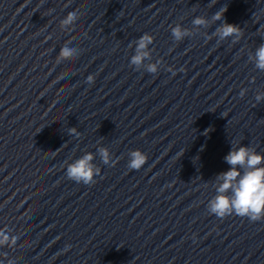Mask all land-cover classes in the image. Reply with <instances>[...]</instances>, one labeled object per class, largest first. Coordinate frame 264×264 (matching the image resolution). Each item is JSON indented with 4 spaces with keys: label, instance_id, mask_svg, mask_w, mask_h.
<instances>
[{
    "label": "water",
    "instance_id": "1",
    "mask_svg": "<svg viewBox=\"0 0 264 264\" xmlns=\"http://www.w3.org/2000/svg\"><path fill=\"white\" fill-rule=\"evenodd\" d=\"M224 22L237 32L218 40ZM144 33L156 74L130 65ZM68 42L80 54L57 64ZM261 43L264 0H0V229L18 237L0 264H264V218L207 209L231 144L264 153ZM99 146L115 164L97 154L94 183L68 179Z\"/></svg>",
    "mask_w": 264,
    "mask_h": 264
},
{
    "label": "clouds",
    "instance_id": "2",
    "mask_svg": "<svg viewBox=\"0 0 264 264\" xmlns=\"http://www.w3.org/2000/svg\"><path fill=\"white\" fill-rule=\"evenodd\" d=\"M223 13H216L211 20H221ZM79 10L67 13L66 17L60 21L62 28L70 27L79 17ZM210 20L205 16H197L193 19L194 26L207 27ZM198 29V27H197ZM237 32V26L224 22L216 28L213 33L218 40H224L233 36ZM193 33L182 25H175L171 28V35L175 41H181L185 37H190ZM209 39L211 37H208ZM153 36L144 33L135 42V52L130 58V65L137 70L143 68L148 73L156 74L159 72L161 63L159 60L151 61L150 45L153 44ZM80 49L71 42L65 43L56 57L59 64L70 56H78ZM256 69L264 71V43H261L253 54L249 55ZM175 74L171 67L167 69ZM95 75L89 74L86 82L92 84ZM247 89H241L240 96L243 97ZM257 103L264 101V91H257L255 95ZM99 155L105 165H113V154L105 146L97 147L96 152H84L79 158L66 161V176L76 183L92 184L95 177L100 174L101 169L94 163L96 155ZM129 160L127 167L131 170H139L147 161L146 153L139 149L131 150L128 153ZM224 161L230 166L226 171L217 174L214 182L215 195L208 201L207 209L209 213L223 218L226 215L236 214L241 217H248L251 221L264 218V153L258 152L249 145L231 144L230 151L224 156ZM18 237L13 235L8 229H0V247L15 245ZM7 264H20L15 259H9Z\"/></svg>",
    "mask_w": 264,
    "mask_h": 264
}]
</instances>
